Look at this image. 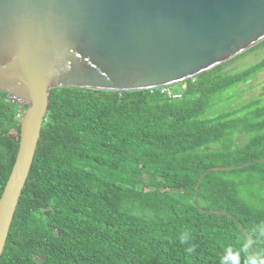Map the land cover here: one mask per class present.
<instances>
[{"label":"trees","instance_id":"16d2710c","mask_svg":"<svg viewBox=\"0 0 264 264\" xmlns=\"http://www.w3.org/2000/svg\"><path fill=\"white\" fill-rule=\"evenodd\" d=\"M262 45L185 79L180 98L161 88H52L0 264L264 259L254 234L264 224V95L229 108L216 99L264 68L262 58L224 69ZM25 107L0 90V196Z\"/></svg>","mask_w":264,"mask_h":264},{"label":"water","instance_id":"95a60500","mask_svg":"<svg viewBox=\"0 0 264 264\" xmlns=\"http://www.w3.org/2000/svg\"><path fill=\"white\" fill-rule=\"evenodd\" d=\"M264 39V0H0V90L26 107L0 196V258L52 88L155 89Z\"/></svg>","mask_w":264,"mask_h":264},{"label":"rangeland","instance_id":"374dc122","mask_svg":"<svg viewBox=\"0 0 264 264\" xmlns=\"http://www.w3.org/2000/svg\"><path fill=\"white\" fill-rule=\"evenodd\" d=\"M262 58H264V45L247 52L241 57L233 59L225 65L224 69L229 73L243 71L260 61ZM171 88L175 93L181 92V82L173 84ZM261 95H264V68L247 81L231 86L219 94L216 99L220 106L224 105L223 108H229L256 99ZM245 139V136H239L236 138V141L241 143Z\"/></svg>","mask_w":264,"mask_h":264},{"label":"clouds","instance_id":"9594fccd","mask_svg":"<svg viewBox=\"0 0 264 264\" xmlns=\"http://www.w3.org/2000/svg\"><path fill=\"white\" fill-rule=\"evenodd\" d=\"M254 234L256 235L257 238H264V224L258 226V229H254ZM188 241V235L185 233L184 235L181 236L180 242L182 244L186 243ZM248 244L245 245V248L243 249L244 251H247ZM187 251L189 253L194 251V247H188ZM234 264H239L238 257H234ZM245 264H264V259H258L256 256L249 255L245 261Z\"/></svg>","mask_w":264,"mask_h":264},{"label":"built area","instance_id":"2783aa9c","mask_svg":"<svg viewBox=\"0 0 264 264\" xmlns=\"http://www.w3.org/2000/svg\"><path fill=\"white\" fill-rule=\"evenodd\" d=\"M182 89L186 88V84H182L181 85ZM162 89V92L163 93H166L168 96H170L171 98H180L182 96V91L181 92H178V93H175L171 86H165V87H161ZM9 97H12L14 100H16L20 105H23V102L17 98V97H13V96H9Z\"/></svg>","mask_w":264,"mask_h":264}]
</instances>
